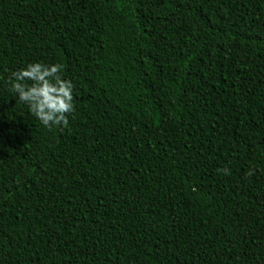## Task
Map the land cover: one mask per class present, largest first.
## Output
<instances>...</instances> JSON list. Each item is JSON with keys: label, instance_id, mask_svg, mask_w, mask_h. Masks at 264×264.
<instances>
[{"label": "trees", "instance_id": "16d2710c", "mask_svg": "<svg viewBox=\"0 0 264 264\" xmlns=\"http://www.w3.org/2000/svg\"><path fill=\"white\" fill-rule=\"evenodd\" d=\"M0 264H264V0H0Z\"/></svg>", "mask_w": 264, "mask_h": 264}, {"label": "clouds", "instance_id": "9594fccd", "mask_svg": "<svg viewBox=\"0 0 264 264\" xmlns=\"http://www.w3.org/2000/svg\"><path fill=\"white\" fill-rule=\"evenodd\" d=\"M63 65L36 62L13 71L8 81L20 103L26 104L31 114L51 130L53 126L67 127L68 116L75 112L74 85L61 75ZM218 171H221L218 169ZM230 174L228 169H223ZM250 171L248 175H252Z\"/></svg>", "mask_w": 264, "mask_h": 264}]
</instances>
